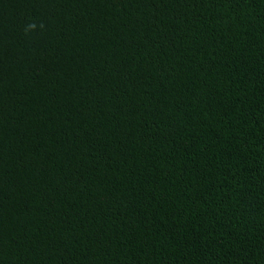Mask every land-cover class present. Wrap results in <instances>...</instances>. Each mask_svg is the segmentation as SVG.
Returning <instances> with one entry per match:
<instances>
[{
    "label": "trees",
    "instance_id": "1",
    "mask_svg": "<svg viewBox=\"0 0 264 264\" xmlns=\"http://www.w3.org/2000/svg\"><path fill=\"white\" fill-rule=\"evenodd\" d=\"M0 264H264V0H0Z\"/></svg>",
    "mask_w": 264,
    "mask_h": 264
}]
</instances>
